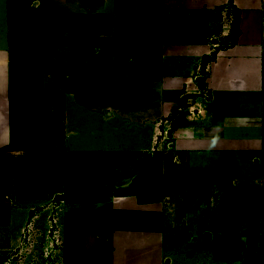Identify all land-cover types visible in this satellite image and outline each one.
Masks as SVG:
<instances>
[{
    "label": "crops",
    "instance_id": "obj_1",
    "mask_svg": "<svg viewBox=\"0 0 264 264\" xmlns=\"http://www.w3.org/2000/svg\"><path fill=\"white\" fill-rule=\"evenodd\" d=\"M152 1L0 0V149L31 129L23 99L63 97L58 193L83 264L202 262L206 245L185 243L243 220L247 243L230 263L264 264V0H159L165 14L235 8L239 33L226 47L156 40L153 53L137 39ZM155 18V35L176 30ZM91 187L114 194L64 199ZM223 187L241 218L222 217Z\"/></svg>",
    "mask_w": 264,
    "mask_h": 264
},
{
    "label": "rangeland",
    "instance_id": "obj_2",
    "mask_svg": "<svg viewBox=\"0 0 264 264\" xmlns=\"http://www.w3.org/2000/svg\"><path fill=\"white\" fill-rule=\"evenodd\" d=\"M145 6L147 17L143 18V33L137 39L145 42L141 46L149 52V48L156 50L162 46L148 45L156 40L197 43L214 37L223 47L235 42L237 21L232 8L227 12L220 6L175 8L165 14L159 0ZM156 16L167 24L173 23L176 31L169 28L167 33L155 35ZM102 55L99 52L96 58ZM63 102L64 98L57 95L23 99L22 111L24 117L29 116L31 129L24 130L22 145L0 149V207L8 208V216L13 215L8 240L0 241V264H83L79 226L70 218V211L58 193L62 181ZM223 191V206L227 208L222 209V217L241 218L244 210L229 209L233 207L234 194L228 192V187H223ZM245 233V220L236 227L217 226L208 243L204 240L185 243L190 249L206 245L202 262L189 255L192 257L189 261L178 258L175 264H213L214 258L220 257L231 264V260H237L236 251L246 246L244 236H240Z\"/></svg>",
    "mask_w": 264,
    "mask_h": 264
},
{
    "label": "trees",
    "instance_id": "obj_3",
    "mask_svg": "<svg viewBox=\"0 0 264 264\" xmlns=\"http://www.w3.org/2000/svg\"><path fill=\"white\" fill-rule=\"evenodd\" d=\"M101 0H87V3H93V4H97L98 2H100ZM232 1V0H231ZM15 2H12V6L11 7H15ZM234 13L236 15V21H237V25L235 26V31H237V36L239 33V28H238V21L240 19L239 13L237 12V10L234 8ZM176 31V30H174ZM237 36L235 37V41L237 39ZM120 194H131L133 192V187L127 190H118ZM103 195V196H109V195H113L114 192L112 189H106L104 190L103 187H91L88 190H79V191H75L72 193H68L65 196V200H82V199H87L89 197H93L96 195Z\"/></svg>",
    "mask_w": 264,
    "mask_h": 264
},
{
    "label": "built area",
    "instance_id": "obj_4",
    "mask_svg": "<svg viewBox=\"0 0 264 264\" xmlns=\"http://www.w3.org/2000/svg\"><path fill=\"white\" fill-rule=\"evenodd\" d=\"M198 69H201V65L200 66L199 65L196 66V70H198Z\"/></svg>",
    "mask_w": 264,
    "mask_h": 264
},
{
    "label": "water",
    "instance_id": "obj_5",
    "mask_svg": "<svg viewBox=\"0 0 264 264\" xmlns=\"http://www.w3.org/2000/svg\"><path fill=\"white\" fill-rule=\"evenodd\" d=\"M170 135H171V131H170Z\"/></svg>",
    "mask_w": 264,
    "mask_h": 264
}]
</instances>
